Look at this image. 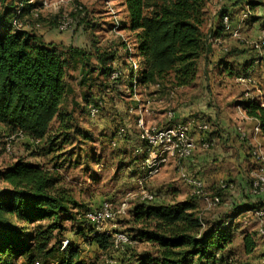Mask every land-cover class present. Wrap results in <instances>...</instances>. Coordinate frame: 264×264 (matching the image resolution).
<instances>
[{
  "label": "trees",
  "instance_id": "trees-1",
  "mask_svg": "<svg viewBox=\"0 0 264 264\" xmlns=\"http://www.w3.org/2000/svg\"><path fill=\"white\" fill-rule=\"evenodd\" d=\"M29 2L22 0L19 5L0 0V124L10 133L21 132L28 139L38 141L36 148L44 144V154L59 153L54 159L76 163L81 157L77 155L75 142L89 140V133L84 128L80 131L73 113L64 107L68 98L75 95L71 83L75 79L71 74L79 72V86L85 87L88 82L109 81L113 70L105 53L98 49L88 53L63 47L46 42L32 30L17 29L15 22L26 25L29 17H35L36 7ZM121 2L128 13L130 29L140 31L137 53L142 63L138 76L134 77L131 70L132 95L136 88L162 82L174 88L190 86L198 75V61L212 53L209 37L203 33L205 1ZM249 7L264 8V0H251ZM224 16L214 38L224 32ZM36 24H40L38 19L34 26ZM261 29L264 31V23ZM91 57H95L96 65L90 63ZM243 107L247 117L256 120L264 137V108L255 100L245 101ZM67 147H70L69 153L65 151ZM62 155V159L59 158ZM73 158L76 159L72 161ZM89 161L93 163L94 157ZM61 162L54 165L52 171L25 161L0 170V183L7 185L0 189V264H85L78 247L70 245L62 251L61 241L57 239L64 231L62 216L69 214L75 204L65 191L57 189L60 179L56 173L59 166L62 167ZM219 191L214 196L221 198ZM199 199L190 196L176 204L139 202L135 205L133 222L140 227L132 229L129 241L146 242L153 252L129 256L122 253L116 264L224 262L237 232L229 220L245 211H260L261 205H235L233 216L213 219L200 213ZM83 217L88 222L86 214ZM80 232L84 234V230ZM86 240L103 254L120 252L124 247L116 249L112 235L93 230ZM245 242L247 253H251L252 238L247 235ZM125 246L126 252L132 250L130 244Z\"/></svg>",
  "mask_w": 264,
  "mask_h": 264
},
{
  "label": "rangeland",
  "instance_id": "rangeland-1",
  "mask_svg": "<svg viewBox=\"0 0 264 264\" xmlns=\"http://www.w3.org/2000/svg\"><path fill=\"white\" fill-rule=\"evenodd\" d=\"M21 1L5 0V3L14 2L20 5ZM204 1L203 33L209 37L212 53L198 61V73L200 78L208 77L214 80L217 78V80H213L212 84H200L193 89L189 88L187 92L176 91L171 84L164 82L156 86L136 88L134 80L133 87L136 89L133 95L130 86L131 70L134 71V77L138 76L141 69L140 63H142V59L138 57L137 53L140 31L130 29L129 16L121 0H30L29 2L36 7L35 17L34 19L29 17L26 21L28 25L25 23L26 25L23 26L29 27L34 33L41 35L46 42L49 41L48 43L74 47L88 53L98 49L101 53H105L107 62L110 64L109 67L113 70L109 81L96 80L86 83L85 87L79 86L81 77L79 72L71 74L75 79L71 81L75 95L68 98L64 107L68 112L73 113L80 131H83L84 128V131L89 133V140L81 142L82 144L75 142V147L78 148L77 155L81 157L80 161L76 162L77 164L74 162L63 163L54 159L55 155H59V153L44 154V144L36 148L30 139H18L14 133H10L5 126L0 124V170H6L19 161H25L39 164L52 171L53 166L61 162L62 167L59 166L56 173L60 179L57 189L65 191L75 204L71 206L69 214L62 216L61 224L64 231L57 236V239L61 241L62 251L64 247L66 249L70 245L78 247L85 264H116L122 253H129V256L153 252L152 247L146 242H130L132 250L129 252H126V246L122 245L120 249L123 246L125 248L123 247L120 252L115 250L103 254L96 245L88 244L86 236H89V232L94 229L93 225L86 222L83 217L84 214L97 210L105 201H110L116 211L121 210L122 205L126 204L123 209L125 214L119 215L114 222L108 223L106 230L112 234L123 233L130 239L133 235L132 229L140 227L133 222L132 210L140 202L138 180L145 178V171L141 170V165L148 156L147 153L144 154L142 147L145 146L142 139L143 128L161 127L163 120L166 117H171L170 115L176 111V97L182 99V95H188L189 92H194V99L200 100V103L196 104V111L192 116H189L188 121L199 120L198 117L201 116L199 107L202 106L203 110L208 104L213 108L216 104L212 94L225 87L224 83L218 84V77L228 76L227 72L218 70L220 64L225 63L226 68L233 64L236 68L237 63H251L260 55H264V46L262 45L264 35L260 33L261 29L260 31L255 28L245 31L234 29L237 36L225 32L218 38L213 37L214 30L217 26L220 27V19L219 23L214 19L228 9L231 1L242 2V8L247 13L250 11L248 2L251 0ZM241 13L242 11H239V15ZM37 19L40 26L35 30L34 23ZM254 19L250 18L252 21ZM63 20H69L72 23V29L66 33H59L58 25ZM247 27L250 28L249 25ZM256 46H259L260 49H257ZM90 63L97 64L95 57L90 59ZM115 75L116 77L113 78ZM237 75L234 73L235 77ZM228 86L234 88L233 82ZM250 92L252 90H241L239 94H242L239 98H245L246 94L252 97ZM85 99L92 102L89 103ZM188 102L185 103L188 104ZM90 107L97 110L96 117L90 115ZM216 110H218L217 116H220L221 111ZM204 119L206 120V117ZM140 121H142V126L139 125ZM207 126L209 130V125L207 124ZM256 127L259 125L254 128ZM53 128L55 130L58 128L57 122L54 123ZM197 132L199 131L197 130ZM135 135L140 137L142 143L137 147H132L127 143L131 141V136L134 138ZM197 135L200 139V133ZM210 149H212V145ZM261 150L264 153V145L261 146ZM65 151L69 153L70 147H67ZM80 151L83 152L80 153ZM63 155L59 158L62 159ZM92 157H94V162L90 163L89 160ZM75 159L73 158L72 161ZM173 162L179 164L177 174L181 180L180 168H184V162L178 163L171 159L162 165L158 174L144 181V188L156 195L154 203L167 205L180 202L172 195L164 193L166 190L162 191L161 189L162 171ZM131 170L136 171L135 181L131 179ZM181 181L183 182V180ZM248 182L245 190L236 179L214 181L208 188L205 186V197L207 198L217 194L222 183L228 184L230 187L227 188L228 190L224 189L223 193L219 191L222 196L221 204L214 209H207L204 198L197 200L200 213L207 218H212L215 214L233 216L232 209L235 205H243V201L246 204L251 199L249 191L252 180H248ZM169 185L177 184L170 181L162 188ZM4 187L7 185L0 183V189ZM177 191L183 194L186 192V200L191 196L189 191L183 190L180 186ZM229 223L237 228V232L233 243L226 251V262L218 264H264V236L259 232L260 229H264V218L258 220L254 213H248L235 216L229 220ZM80 230H84V234ZM84 235L86 236L84 237ZM247 235L252 238L254 244L251 253H247L246 250Z\"/></svg>",
  "mask_w": 264,
  "mask_h": 264
},
{
  "label": "crops",
  "instance_id": "crops-1",
  "mask_svg": "<svg viewBox=\"0 0 264 264\" xmlns=\"http://www.w3.org/2000/svg\"><path fill=\"white\" fill-rule=\"evenodd\" d=\"M250 1L248 2L249 6ZM228 4V3H226ZM242 2L235 3L231 1L227 10H224L222 14L214 19L219 23L222 15L233 16L232 25L233 29L238 30H247V29H260L264 23V8L256 7L254 9L250 8V16L247 20H243L242 16L245 14L244 9L242 8ZM226 11V12H225ZM239 11H242L239 15ZM237 14V15H236ZM255 18L253 21L250 18ZM250 26L247 27V26ZM217 28H219L217 26ZM214 30V32L217 30ZM260 33L264 34V31L261 29ZM225 32L222 33L224 35ZM49 42V41H48ZM53 42V41H52ZM257 58V57H256ZM254 60V59H253ZM264 55H260L258 59L251 63H237L236 68L233 64L229 65L228 68L224 64H220L219 71H225L228 73L226 77H218L219 83H224L225 87L220 88L217 93H213V100H215V108L211 105H206L203 110L202 106L199 107V112L201 114L198 119L201 122L207 123L209 125V130L204 134L208 142L211 143L212 149L204 150L201 147L200 139L196 130L193 131V137L198 143L197 150L194 156L183 163L184 168L188 173L194 175L201 179L205 186H211V183L214 181L225 180V179H236L242 188L245 190L246 185L249 184L248 180L254 178L260 168V164L257 162L256 158L253 156V151L257 148L258 145H264V137L262 133L258 136H254V127L258 125L256 120H253L247 117L244 110L245 98H239L242 94L239 92L242 90H252L250 92L253 98L258 96H264ZM205 65L207 63H204ZM208 65V64H207ZM199 70V67H198ZM228 70V71H227ZM234 73L238 74L237 77L234 76ZM251 77L252 84L250 87L247 85L240 84L238 78L242 75H247ZM239 76V77H238ZM213 78H200L198 73L196 80L186 87H175L174 89L179 92H187V89L199 86L200 84H212ZM217 80V78L215 79ZM214 80V81H215ZM233 82V87L228 86ZM247 86V87H246ZM246 88V89H245ZM191 89V90H192ZM239 91V92H238ZM194 92H189L188 95H182V99L176 97L175 105L177 106L176 111L172 115L173 118L169 117L163 120V125L161 127H166L175 122H186L188 121L189 116L194 114L196 111V104L200 103V100L194 99ZM217 100V102H216ZM188 102L186 104L185 102ZM264 108V107H263ZM219 109L221 111L220 116H217L216 112ZM206 117V120L204 119ZM208 120V121H207ZM160 122V121H159ZM239 129H242L247 135V140H242L239 134ZM131 141L127 144L132 145V147H137L142 142L140 137L135 135L134 138L131 136ZM178 166L176 163H171L164 168L160 177L161 180V189L169 195H172L175 199L180 200V202L186 201V196L184 192L179 193V186L183 190L189 191V188L179 179ZM131 179L135 181V172L130 171ZM177 176L175 179L173 177ZM170 181L175 182L177 185H169L168 187L163 186L170 183ZM247 183V184H246ZM176 186V187H173ZM161 191V192H162ZM246 193V192H245ZM183 194V195H182ZM242 202L244 207H249L250 205L256 204L261 205V209L264 210V194L259 197V199H254L251 197L248 203ZM257 211H245L243 214L254 213ZM218 215H214L212 218H218Z\"/></svg>",
  "mask_w": 264,
  "mask_h": 264
},
{
  "label": "built area",
  "instance_id": "built-area-1",
  "mask_svg": "<svg viewBox=\"0 0 264 264\" xmlns=\"http://www.w3.org/2000/svg\"><path fill=\"white\" fill-rule=\"evenodd\" d=\"M249 12L243 14L242 19L247 20L249 18ZM39 24L34 26L35 29L39 28ZM15 27L22 30H31L29 27L23 26L21 23L15 22ZM223 27L224 32L237 36L232 25V20L230 15H225L223 17ZM72 29V23L69 20H63L58 25L57 31L59 33H66ZM264 35V34H263ZM262 45L264 46V36L262 39ZM257 49H260L259 46H256ZM113 76V78H115ZM238 82L243 85H251L252 81L250 76L242 75L238 78ZM246 101L255 100L262 108L264 107V96H258L257 98L250 97L248 94L245 95ZM90 115L96 117L97 110L94 107L89 109ZM170 119L173 118L170 115ZM140 126H142V121H140ZM198 130L200 133V143L201 147L204 150H210L211 143L203 138L204 134L208 132V126L206 123L199 120L191 119L186 122H175L166 127H151L143 128L142 139L145 146L143 147L144 154L147 153L144 162L141 165V170L145 171V178L143 180H138L140 186V202L154 203L156 201V195L146 188L143 184L147 178H152L158 174L161 170L162 165L166 164L167 161L173 159L178 163L185 162L191 159L194 156V153L197 150L198 144L193 137V131ZM239 134L242 140H247L248 135L242 130L239 129ZM260 133L259 127L254 128V136L257 137ZM15 137L18 139H28L27 136L21 132L15 134ZM31 143L36 146L39 144L38 141L30 139ZM139 152H142L139 150ZM253 156L256 158L257 162L260 164L259 171L257 175L252 179L250 183V197L254 199H259L260 196L264 194V153L261 150V146L258 145L257 148L253 151ZM180 178L183 180L185 185L189 188L191 196H196L199 198H204L206 201L207 209H214L221 203V198L218 196H213L210 198L205 197V184L198 177L191 175L185 169L180 170ZM230 187L228 184H221L220 188L228 190ZM126 204H123L121 210L114 208L113 204L110 201H105L97 210L88 212L86 214L87 221L93 225L95 233H105L112 235L114 240V245L116 249H120L122 245L129 244L130 241L128 237L123 233H114L112 234L109 230H106L107 224L114 222L119 215H124L123 209ZM258 220L264 218V210L257 211L255 214ZM260 234L264 236V229H260ZM65 249V247H64Z\"/></svg>",
  "mask_w": 264,
  "mask_h": 264
}]
</instances>
